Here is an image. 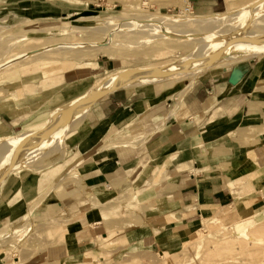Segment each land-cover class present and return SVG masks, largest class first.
Listing matches in <instances>:
<instances>
[{"label": "crops", "instance_id": "0c3cea01", "mask_svg": "<svg viewBox=\"0 0 264 264\" xmlns=\"http://www.w3.org/2000/svg\"><path fill=\"white\" fill-rule=\"evenodd\" d=\"M102 1L29 0V7L62 18ZM145 1L165 10L224 5ZM235 65L242 71L235 85L227 83L232 65L216 81L159 82L101 97L87 126L72 136L64 164L55 159L24 177L17 199L13 180L2 187L0 229L37 199L50 207L41 214L55 221L42 229L47 246L38 264H97L141 246L152 255L174 251L206 218L252 217L264 205V57ZM64 167L70 180L58 181L60 190L50 194ZM169 237L173 243L164 248Z\"/></svg>", "mask_w": 264, "mask_h": 264}, {"label": "rangeland", "instance_id": "374dc122", "mask_svg": "<svg viewBox=\"0 0 264 264\" xmlns=\"http://www.w3.org/2000/svg\"><path fill=\"white\" fill-rule=\"evenodd\" d=\"M9 1L0 0V190L13 180L15 199L25 190L24 177L55 159L66 162L72 136L87 126L102 98L70 113L55 129L44 131L45 123L59 120L58 110L85 95L92 81L106 71L117 75L127 69L150 70L173 60L201 59L196 66L183 64V72L176 76L158 74L152 81L120 87L128 89L177 80L216 81L241 59L264 57V0L229 4L224 0L220 8L190 5L189 13L184 10L188 4L165 10L150 8L151 1L145 0H103L62 18L34 13L29 0ZM224 13V18L214 22ZM160 16L182 24L159 25L155 18ZM183 16L201 21L184 23ZM237 37L247 39L234 41ZM211 49L214 53L218 49L214 59L209 56ZM68 172L69 167H64V177L54 178L50 194L60 190L58 181L70 180ZM37 201L33 200L24 216L0 229V264H38L43 257L40 252L47 242L42 229L55 221L41 214L50 207ZM237 222L206 218L196 235L174 251L152 255L135 244L128 249L139 248L136 251L121 252L97 264H264V205L252 217ZM247 227L253 239L235 237ZM168 242L164 248L173 243L172 237Z\"/></svg>", "mask_w": 264, "mask_h": 264}, {"label": "bare ground", "instance_id": "6f19581e", "mask_svg": "<svg viewBox=\"0 0 264 264\" xmlns=\"http://www.w3.org/2000/svg\"><path fill=\"white\" fill-rule=\"evenodd\" d=\"M231 2H232V0H227L228 4L231 3ZM187 6H189V5H187ZM186 12L189 13L191 11L187 8ZM225 16H226V13L221 15V17L219 16L220 18L218 17V19H214V22L218 21L221 18H224ZM193 17L194 16H191V17L183 16L182 22H184V23H198L199 21H201V20L196 21V19H195V22H194V18ZM95 18H98V17L95 16ZM155 20L157 21V23L159 25H162V24H164V25H166V24L178 25L179 24V23H176V21L173 20L172 18H169V17H166V16L157 17V18H155ZM181 24L182 23H180L179 25H181ZM209 35H210V33H209ZM246 39L247 38H244V37H240V38L237 37L236 39H234V41L240 42V41H246ZM217 50H216L215 53L213 52L215 50H212L211 53L213 52V54H211L209 56L214 59L216 56H218L217 55L218 54ZM205 53H207V52H205ZM208 54H210V52H208ZM182 57H184V56H182ZM180 60H173V61H171L169 63L167 62L166 64L161 65L160 67H155V68H152L150 70H143V69H138V68L136 69L135 68L133 70L132 69H130V70L127 69L128 70L127 71L125 69L126 72L124 71V73L120 70V72L123 73V74H119V71H118V72H116V73H118L117 75L114 74V72H112L111 70L106 71V73L104 75H102V76H100V77H98V78H96V79H94L92 81V83L90 84V88L85 93V95H81V97L78 96L75 99L70 100V102L67 103V106L65 105L62 109L58 110L57 114H58V118H60V119L59 120L53 119L51 121L46 122L45 123L46 125L44 124L45 125L44 126V131L47 132V131H49L51 129H55L57 125H59L60 123H64L66 121V119H67V117H68V115L70 113H72V112L74 113V111H78L79 108H80V111L85 110L82 107L85 106V108H86V105L91 104L97 98L105 96V95H107L108 93H110L113 90H116V89H118L120 87H127V86H130V85H133V84H139V81L141 83H143L144 81L148 82L149 80L152 81V79L157 78L155 76L158 75V74L161 75V76H166V77L168 76L169 77L170 75L182 73L183 70L180 69V68H184L185 67V65L183 66V64L196 66V64H198V62L201 59L194 58V59H189L188 61H185V60L184 61H180ZM180 64H181V67L179 66ZM174 76H176V75H174ZM26 134L27 133H24V135H26ZM28 136H29V133H28ZM255 216H257V214ZM248 228L249 227L243 228L240 231H237L236 233L234 232L235 233V237L241 238L243 240L244 239H253L252 238V234H250Z\"/></svg>", "mask_w": 264, "mask_h": 264}, {"label": "water", "instance_id": "95a60500", "mask_svg": "<svg viewBox=\"0 0 264 264\" xmlns=\"http://www.w3.org/2000/svg\"><path fill=\"white\" fill-rule=\"evenodd\" d=\"M241 76L242 71L238 69L237 65H233L230 68V73L227 77V83L229 85H235L241 79Z\"/></svg>", "mask_w": 264, "mask_h": 264}, {"label": "built area", "instance_id": "2783aa9c", "mask_svg": "<svg viewBox=\"0 0 264 264\" xmlns=\"http://www.w3.org/2000/svg\"><path fill=\"white\" fill-rule=\"evenodd\" d=\"M188 5L190 6V4H188ZM189 6L184 5V10H186L187 8L189 9Z\"/></svg>", "mask_w": 264, "mask_h": 264}]
</instances>
